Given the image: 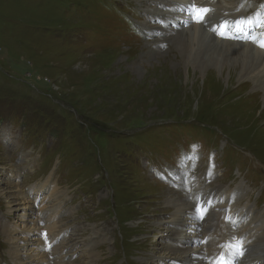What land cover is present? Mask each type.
<instances>
[{"label":"rangeland","instance_id":"1","mask_svg":"<svg viewBox=\"0 0 264 264\" xmlns=\"http://www.w3.org/2000/svg\"><path fill=\"white\" fill-rule=\"evenodd\" d=\"M154 1L0 0V264H13L11 257L20 264L27 257V264H161L164 257L180 264L166 245L178 236L177 222H170L176 199L186 197L194 209L191 197L146 173L141 159L159 160L163 169L191 141L205 153L196 155L193 185L199 179L206 188L238 191L237 207L247 200L255 206L261 192L264 202V89L238 75L230 78L227 68L222 77L207 76L208 69L188 64L176 44L179 34L156 30H182L184 20L155 21L162 11L156 13ZM222 4L234 7L228 0ZM218 15L207 17L214 28ZM209 30L218 39L217 30ZM195 120L218 127L219 150L204 135L186 137ZM226 146L246 179L222 165ZM51 175L49 185L63 201L53 198L50 206L41 183ZM26 189L40 198L41 209L61 208L59 228L48 229L69 236L64 245L56 243L64 249L58 259L32 235L42 228ZM256 208L263 220L264 205ZM188 214L182 221L191 225L195 219ZM17 221L22 234L14 244L4 227ZM256 225L261 235L255 239L263 238L264 223ZM205 235L188 236L186 248ZM259 251L263 255L257 250L252 261L261 259Z\"/></svg>","mask_w":264,"mask_h":264},{"label":"bare ground","instance_id":"2","mask_svg":"<svg viewBox=\"0 0 264 264\" xmlns=\"http://www.w3.org/2000/svg\"><path fill=\"white\" fill-rule=\"evenodd\" d=\"M217 1L218 0H216V2ZM216 2L215 0H156L154 1L153 3L157 6L156 13L159 9L160 11H162L161 14L159 15L162 18H159V16H157L158 14L157 13L155 15L157 16L155 18V21L161 20L164 24L165 23L168 24V22L172 20L174 25H178L180 22L179 18H181V19H188L191 23L190 26L189 24L187 25L186 23L185 27H183L182 30L178 28H173V27L170 28V26L162 27L160 25L158 26L159 28L156 29L158 31V34H159V31L163 33V30L165 29L169 32H172L173 34H177V35L179 34L178 38L176 39V44H177V47H179L178 50L181 52L182 59L185 61L187 60L188 64H193L197 69L201 71L203 70L207 71L208 69L207 76L210 73L212 74L216 73L221 76L223 75L222 71L226 72L228 70L227 72L230 78H233L236 75H238L237 78L240 79L241 81L250 79L255 83V86L259 84L260 87L264 89V49L263 50L255 49L253 42L250 40H248V42L244 41L243 43H237V42H232V41H224V40L221 41V40L215 39L210 33L206 31L208 28L206 29L204 27L205 29L204 30L203 25L201 26L198 24L201 20L203 22L205 19H207L205 18V15H210L213 12H216V13L217 11L222 12L221 14L222 16L216 17V19H222V20H219V24H221V22L225 20L227 21L229 20L226 14L234 13L232 16L236 18V20L240 19L241 17H244L253 22L252 24L241 22L242 26H245V27H244V34L241 35L240 40H244V37L246 35H250L253 31L257 32L259 38H262V40H264V27L259 26V22L264 21V3L262 4L254 3L253 5H256L255 7L259 9V12L257 14L251 13L250 15H248L246 13V10L248 9L250 0H238V1L228 0V2H230V4L234 6L230 8L224 7L223 4H219V1L217 2V4ZM193 5H195V8H193ZM199 8H206V9H210L211 11L205 13L203 16V19H199L198 18L199 13L196 11V9H199ZM239 26L240 25L233 26L227 32H230L233 30L237 31L236 29ZM247 29H251V30L248 31ZM227 36L229 38H232L230 35H227ZM255 44L258 45L257 43ZM225 68H227L226 71H224ZM211 78L210 80L212 81L213 78L212 79ZM207 81H209V79ZM214 86H215V83H214ZM216 89H217V86H216ZM52 176L53 175H51L49 178H46L41 183L42 185L45 184L46 186L45 188L46 191L44 190L43 192L45 193V196L43 198L46 199L45 203L46 202L50 203L49 204L50 206L52 204L50 201L53 198L60 199V196H61V195L59 196L61 192H56V187L54 183L52 185H49V182L52 180ZM28 190L30 189H26V192ZM32 193H34V191H32ZM62 194L64 195V193ZM188 194L190 195L191 201L193 202V204L197 203V197L198 198L201 197L199 193L195 191V189L189 192ZM30 197L31 196L29 195V199ZM220 200L223 201L222 198H220L216 200V203H219ZM23 201L26 202V199H23ZM60 201L62 202L63 200L60 199ZM236 201H238V198L236 199ZM50 206L42 208L43 212H47V219H48V223H46L45 226L43 227L40 226L38 222V225L42 229L46 228L48 230L51 227L55 228V224H57V227L59 228V224L57 223V220L59 219L58 213H60L61 208L60 206L59 207H50ZM234 206L229 207L228 209H225L223 211L220 210V213H219L220 218L218 219L217 225L215 226L216 228L215 235H221L220 238H217L215 241L208 240L207 238H204V237L200 239H196L200 241L202 239H205L206 243L203 245L199 244V246L187 249L186 246H187V241L189 237H192L193 233H196V236H197V231L201 232L200 228H202L201 226H203L204 223L209 225L213 213L210 214V216L207 217L202 223H198L197 219L194 216L193 208L190 207L188 199L186 198L176 199V204L173 207L174 208L173 217L177 218L179 214L178 212H182L184 213V215L182 217H178L177 223L173 226L178 229L176 231V233H178V236H175L174 240H171L173 241V243L166 245V247L169 249L172 255H175V258H176L175 260H177L178 263L180 264H202L200 260L201 253L198 250H203L207 248L206 254L210 256L211 251L216 253L221 248H223L222 246L225 240L227 239V237H229L231 240V238L235 237V234L240 235V234L248 233L250 237L254 238L253 242L250 244V247H253L254 250H252L251 252H248V255H247L248 261L243 260L241 264H262L264 261V253L263 255L261 254L260 251L259 253H257L261 257L260 260L252 261V257L256 255L255 252L257 250L264 251V237L255 239V237H259L261 235V229L257 227L256 224L259 221L264 223V217H261L263 220H259L260 216L258 215V211L256 207L250 205L248 201L244 205V207H240V206L237 207L235 204ZM187 207L189 209V212L183 211L187 209ZM249 210H251L249 221L250 223L251 222L253 223V226L248 223H244L240 228H238V230H235L234 233L232 231L230 234L227 235L226 227L229 228L230 226L231 228H233L232 223L226 219L224 221L222 220L223 221L222 222L220 219H223L226 216H230L232 217V219H234V222H235L240 217L241 213L243 216L247 217L248 215L246 214V212L247 211L249 212ZM234 212L235 213L238 212L236 216L234 215ZM187 214L188 216H192L193 219H195L192 221L191 225H187L186 221H182V218ZM22 225H23L22 222L17 221L16 226H10L9 224H6V227H4V234L7 237H9L13 241L14 244H19L20 242L19 235L22 234V231L19 230L18 227ZM34 226H37V225L36 224L32 225V228H34ZM220 227L224 229V234H221V232L218 230ZM170 232L173 233L171 236H174L175 232H172L171 230ZM60 233L62 232L59 229H54L53 232L48 233L50 240H56V243L59 242L60 239L58 237ZM206 233H209V229H206ZM62 235H65V233H62ZM181 236H183L182 239H181ZM221 239H223V242L220 245H218L217 242H220ZM259 239L263 241V244H259L257 242ZM183 240H184V243L180 245V243L183 242ZM63 242H65V240ZM63 242H62V245L65 244ZM247 242L248 244L251 242L250 238L248 237H247ZM62 250L64 249L60 248L58 249V251H56V252H59L58 258L64 255V252H62ZM16 251L12 250L13 253H15ZM68 252L70 253V249L68 250ZM72 253L75 254L74 252ZM82 253H83V250H82ZM18 256L20 257L22 256L21 252L18 253ZM28 259H29L28 257L24 258L22 259V262L27 260L25 263L23 262L24 264H27Z\"/></svg>","mask_w":264,"mask_h":264},{"label":"snow or ice","instance_id":"3","mask_svg":"<svg viewBox=\"0 0 264 264\" xmlns=\"http://www.w3.org/2000/svg\"><path fill=\"white\" fill-rule=\"evenodd\" d=\"M193 8H195V5H193ZM196 11L199 13L198 18L203 19L204 14L211 11V10L206 9V8H199V9H196ZM241 22H245V23H249V24L253 23L252 21L248 20L247 18L241 17L238 20H233L231 22V26L240 25L239 27H237L236 30L237 31H243V27H242ZM259 26L264 27V21H260ZM221 27H223V29H224V32H222L221 34H226L228 28L230 27L229 22L227 20L221 22V24L217 25V30H219V28H221ZM244 39H251L254 43H257L260 47H264V40H260L255 36L244 37ZM194 206L196 207V210L198 213V219H200V220L204 219L205 215L208 214V210L210 208L215 210V211H219L218 209H215L214 204H212L210 201H207V200L202 205L197 203ZM225 219L228 220L229 222H232V217H230V216H226ZM203 242H205V241H201V243H203ZM230 247L235 250L236 255H238V256L243 255L244 240L243 239L234 240V242L230 245ZM218 264H228L227 257L224 253H221L220 257L218 258Z\"/></svg>","mask_w":264,"mask_h":264},{"label":"trees","instance_id":"4","mask_svg":"<svg viewBox=\"0 0 264 264\" xmlns=\"http://www.w3.org/2000/svg\"><path fill=\"white\" fill-rule=\"evenodd\" d=\"M196 122L191 124V132L189 135H194L200 132H208L212 126H216L215 124H208L203 121L195 120ZM235 139V138H234ZM237 142H239L237 139H235Z\"/></svg>","mask_w":264,"mask_h":264}]
</instances>
